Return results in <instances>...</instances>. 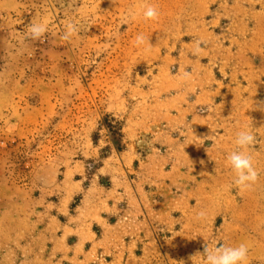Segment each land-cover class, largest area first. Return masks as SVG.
Wrapping results in <instances>:
<instances>
[{"label": "rangeland", "instance_id": "rangeland-1", "mask_svg": "<svg viewBox=\"0 0 264 264\" xmlns=\"http://www.w3.org/2000/svg\"><path fill=\"white\" fill-rule=\"evenodd\" d=\"M241 243L264 264V0H0V264H205Z\"/></svg>", "mask_w": 264, "mask_h": 264}, {"label": "clouds", "instance_id": "clouds-1", "mask_svg": "<svg viewBox=\"0 0 264 264\" xmlns=\"http://www.w3.org/2000/svg\"><path fill=\"white\" fill-rule=\"evenodd\" d=\"M158 16L159 13L154 7L149 6L146 11H144L145 19L155 20ZM27 30L32 39H39L47 31V24L46 22L31 23L27 26ZM78 31L79 29L75 23H68L65 26L62 39L68 41L76 35ZM136 42L137 44H142L144 42V37L142 35L137 36ZM199 44L200 42L197 41L196 52L200 50ZM235 143L240 149L246 150L255 143V136L250 131H240L237 133ZM228 162L236 175L234 183L240 187L241 190H251L259 178V173L253 166L251 155L247 154L246 151H233L228 156ZM206 215V211L201 210L196 214V218L204 219ZM248 252L249 249L247 245L243 243L235 247L220 245L212 250L205 245L203 256L205 264H245Z\"/></svg>", "mask_w": 264, "mask_h": 264}]
</instances>
